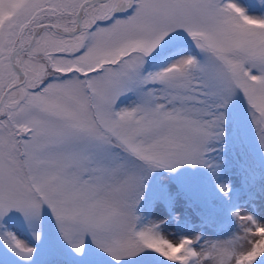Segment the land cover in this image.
<instances>
[{
  "label": "snow or ice",
  "instance_id": "obj_1",
  "mask_svg": "<svg viewBox=\"0 0 264 264\" xmlns=\"http://www.w3.org/2000/svg\"><path fill=\"white\" fill-rule=\"evenodd\" d=\"M229 143L264 156V0H0V264H264V211L169 188Z\"/></svg>",
  "mask_w": 264,
  "mask_h": 264
},
{
  "label": "rangeland",
  "instance_id": "obj_2",
  "mask_svg": "<svg viewBox=\"0 0 264 264\" xmlns=\"http://www.w3.org/2000/svg\"><path fill=\"white\" fill-rule=\"evenodd\" d=\"M233 145L235 144L229 143L227 149ZM244 150L253 166L258 170L264 169V156L256 152H250L247 149ZM169 179L170 190L176 195L181 207L186 208L187 213L190 215L194 214L197 209H201L206 213L215 215L219 222L230 221L234 228L235 220L231 217L230 209L239 208L254 214H260L264 211V207L261 204V199L264 198V191L261 190L259 184L250 186L243 177L239 180H229L221 174L218 179H214L207 169L200 167L197 169H182ZM220 182L232 184V191L228 197L218 191L217 184ZM194 227L199 229L202 226L196 224ZM50 229L51 221H46V233ZM166 230L170 233L175 232V223L170 221ZM21 234L27 236L23 228H21Z\"/></svg>",
  "mask_w": 264,
  "mask_h": 264
},
{
  "label": "bare ground",
  "instance_id": "obj_3",
  "mask_svg": "<svg viewBox=\"0 0 264 264\" xmlns=\"http://www.w3.org/2000/svg\"><path fill=\"white\" fill-rule=\"evenodd\" d=\"M215 159L223 160L221 174L229 180H239L243 177L242 164L245 161L252 164L245 150L236 144L228 148L223 154L215 157Z\"/></svg>",
  "mask_w": 264,
  "mask_h": 264
}]
</instances>
